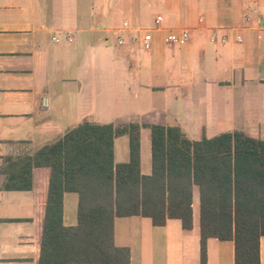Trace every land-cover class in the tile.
Segmentation results:
<instances>
[{
    "label": "crops",
    "instance_id": "1",
    "mask_svg": "<svg viewBox=\"0 0 264 264\" xmlns=\"http://www.w3.org/2000/svg\"><path fill=\"white\" fill-rule=\"evenodd\" d=\"M136 30L152 34L151 50L133 42ZM181 31L186 45L166 44ZM84 122L141 125L144 175V125L191 140L236 131L264 140V0H0V264L39 263L50 182L37 168L31 191H6V159L34 156ZM114 161H130L128 135L115 139ZM78 207L77 194L64 195L66 226L78 224ZM114 242L131 264H201L198 190L192 231L116 218ZM225 244L208 240L207 264H234ZM260 254L264 264V237Z\"/></svg>",
    "mask_w": 264,
    "mask_h": 264
},
{
    "label": "trees",
    "instance_id": "2",
    "mask_svg": "<svg viewBox=\"0 0 264 264\" xmlns=\"http://www.w3.org/2000/svg\"><path fill=\"white\" fill-rule=\"evenodd\" d=\"M151 131L152 173L141 169L142 126L84 122L34 156L7 158L6 191H31L33 171L50 169L38 264H131L114 242L116 218H148L155 227L180 220L193 230L200 202L201 264L208 240L232 242L234 264H261L264 237V140L243 132L189 139L178 127ZM130 139V161L115 164L114 142ZM79 197L78 224H64V195Z\"/></svg>",
    "mask_w": 264,
    "mask_h": 264
},
{
    "label": "built area",
    "instance_id": "3",
    "mask_svg": "<svg viewBox=\"0 0 264 264\" xmlns=\"http://www.w3.org/2000/svg\"><path fill=\"white\" fill-rule=\"evenodd\" d=\"M162 21L161 17H158L156 20V24H160ZM127 26V24H126ZM141 34V35H139ZM134 43L140 44L141 48L145 51H149L152 48V42H153V37L150 32H145L143 30H136V34L132 38ZM190 40L189 33L186 31H181V32H170L166 37H165V42L168 45H178V46H184L186 45ZM124 40L122 38L119 39V44H123Z\"/></svg>",
    "mask_w": 264,
    "mask_h": 264
},
{
    "label": "rangeland",
    "instance_id": "4",
    "mask_svg": "<svg viewBox=\"0 0 264 264\" xmlns=\"http://www.w3.org/2000/svg\"><path fill=\"white\" fill-rule=\"evenodd\" d=\"M228 248H230L232 251H233V243L232 242H226V244H225ZM231 250H229L228 252H227V250L225 251V255L226 256H230L231 255ZM152 250H150V252H149V254L147 255V252H146V256H145V259L146 260H150V259H152V252H151ZM160 260V259H159ZM162 264V263H161Z\"/></svg>",
    "mask_w": 264,
    "mask_h": 264
}]
</instances>
